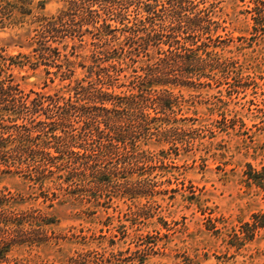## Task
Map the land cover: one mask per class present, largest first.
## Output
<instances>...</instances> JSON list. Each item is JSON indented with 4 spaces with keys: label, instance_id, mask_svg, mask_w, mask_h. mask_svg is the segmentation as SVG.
<instances>
[{
    "label": "rangeland",
    "instance_id": "obj_1",
    "mask_svg": "<svg viewBox=\"0 0 264 264\" xmlns=\"http://www.w3.org/2000/svg\"><path fill=\"white\" fill-rule=\"evenodd\" d=\"M166 1L143 0L140 6L122 0L111 7L95 0L79 11H87L88 20L66 16L57 24L59 32L50 33L48 44L59 47L60 55L50 56L49 65L15 66L13 72L27 92L68 96L77 81L95 80L100 67L110 64L99 57L120 50L130 19ZM193 1L186 12L202 10L208 33L188 41L208 42L216 67L194 76V85L169 86L177 96L174 111L147 109L149 118L132 128L129 147L107 158L94 154L97 132L82 137L86 116L73 118L57 134L70 135L71 152L80 154L61 153L55 160L61 169L44 184L30 179L25 166L7 171L0 164V189L20 195L22 208L56 219L44 227L47 242L13 246L11 263L67 264L71 256L87 253L88 264H264V0ZM23 2L26 12L0 20V56L21 54L17 60H25L27 54L34 60L39 53L32 51L33 37L61 14L65 2ZM176 34L155 37L146 47L127 45L129 56L112 61L117 68L109 91H127L135 76L161 66L169 48L164 41L173 43ZM68 68L72 78L61 80L56 71ZM62 140L50 139L53 150L67 147Z\"/></svg>",
    "mask_w": 264,
    "mask_h": 264
},
{
    "label": "trees",
    "instance_id": "obj_2",
    "mask_svg": "<svg viewBox=\"0 0 264 264\" xmlns=\"http://www.w3.org/2000/svg\"><path fill=\"white\" fill-rule=\"evenodd\" d=\"M19 1L0 0V20L16 19V10L26 12L25 4L30 1L25 0L27 3L23 2L24 0ZM62 1L65 2V5L61 14L55 20L43 23L36 36L33 37L31 47L33 46L32 51L39 53L37 59L32 60L31 56L27 54H23L25 60H17L21 54L19 56H0V164L7 166V171L12 170L14 166L21 171L25 166L29 169L30 179L41 184H44L50 177L49 173L55 172V168L61 169L55 161L61 153L67 151L71 154H80L74 150L71 152L68 142L70 135L60 136L57 134L61 126L70 125L73 118L77 116H86L82 125L83 136L81 134L71 135V138L82 136L88 140L90 136L95 137L98 133L99 152L94 154H97L96 157L101 155L107 158L119 153L121 148L129 147L134 137L132 128L141 126V122L149 118V115L146 114L147 109L153 108L156 113L174 111L173 100L177 96L169 86L194 85V76L199 75L200 78L207 76L202 73V70L208 67L213 70L216 67L212 61L214 60L213 52L208 50L210 47L208 42L203 41L198 44V40H195L198 42L191 43L188 41L189 37L196 39L200 36V31L201 35L208 33L206 27L201 23L205 20L201 14L202 10L192 16L186 11L194 8L193 0H167L160 3V9H147L148 14L144 16H140L143 13L140 11L138 16L129 20L131 24L124 25L122 28L125 33L123 46L120 50L118 48L106 50L105 57H99L102 62H110V64L100 67L99 71L95 73V80L77 81L69 89V95L63 97L61 95L53 97V95L37 90L27 92L14 74V67L24 68L28 65L29 68L36 69L40 64L49 65L47 59L50 56L60 55L59 47L48 44L52 39L50 33L59 32L57 24L63 23L66 16L72 22L78 16L81 17V20H85L87 11L83 13L79 11L95 0ZM102 1L108 2L111 7L122 3V0ZM129 1L131 5L136 1L140 6L143 3V0ZM158 19L161 20L160 23H157ZM255 20L258 21L257 17ZM107 26L111 28V25ZM175 32L177 34L174 36L173 43L164 41V44H168L169 48L163 51L164 56L159 59L162 63L161 66L151 67L135 76L128 84L127 91L119 93L109 91V88L113 86L112 79L117 68L116 63H112V61L121 59L120 55L125 56L127 53H131V50L128 52L126 49L127 45L128 47L136 45L135 48L146 47L151 44L153 38L170 37L169 35ZM34 43L37 46H34ZM188 43L192 46L188 47ZM174 44H178V46L174 47ZM194 45L196 47H193ZM203 46L206 48L200 53ZM128 56L129 54L126 55V57ZM216 62H219V59ZM197 67H199L198 72H196ZM172 71H177V73H172ZM72 72L74 73L72 69L68 68L66 71H56V75H60L61 80H66L72 78ZM48 73L50 74L51 71ZM189 79L191 80L188 81ZM51 80L54 82V79ZM80 101L84 102L80 103ZM107 102H111L112 106H108ZM43 114L46 117H43ZM128 119L129 121H127ZM106 129L109 131L105 135ZM95 132L97 133L95 134ZM104 136L106 140H102ZM51 138L61 141L67 139L66 144L68 143V145L62 149L55 147L53 150L49 143ZM84 151V153H88L87 148H84ZM121 154L128 157L124 152ZM31 161L34 163L33 167L29 164ZM83 166L85 167L84 163ZM91 167L93 168V166ZM99 170L96 172H102ZM93 174H95L94 169ZM21 200L20 195L17 196L7 188L0 189V264H14L8 258L13 246L42 245L47 242L49 235L44 231V227L50 221L56 220L46 219L44 212L38 208H22ZM52 206H54L53 203L49 204V207ZM88 262H90L89 254L79 253L71 256L67 264H88Z\"/></svg>",
    "mask_w": 264,
    "mask_h": 264
}]
</instances>
